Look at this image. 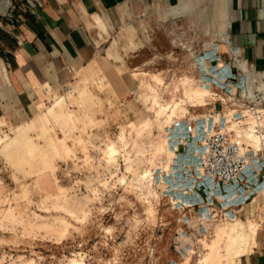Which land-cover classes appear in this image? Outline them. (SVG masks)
<instances>
[{
	"label": "rangeland",
	"instance_id": "374dc122",
	"mask_svg": "<svg viewBox=\"0 0 264 264\" xmlns=\"http://www.w3.org/2000/svg\"><path fill=\"white\" fill-rule=\"evenodd\" d=\"M232 1L181 0L176 21L158 22L152 12L154 21L132 35L149 46L154 37L171 42V55L153 59L145 49L152 62L126 76L118 70L101 98L76 86L78 98L37 106L36 118L1 130L0 264H232L256 244L250 223L221 213L215 196L210 206L204 187L191 191L202 132L211 129L205 120L222 110L221 90L204 76L220 62ZM253 1L264 13V0ZM158 69L165 72L153 75ZM255 95L264 113V94ZM170 104L178 110L166 127L158 112ZM233 109L209 124L223 118L227 132L253 147L246 137L264 117L258 121L246 104L236 119ZM112 147L118 152L109 162Z\"/></svg>",
	"mask_w": 264,
	"mask_h": 264
},
{
	"label": "crops",
	"instance_id": "0c3cea01",
	"mask_svg": "<svg viewBox=\"0 0 264 264\" xmlns=\"http://www.w3.org/2000/svg\"><path fill=\"white\" fill-rule=\"evenodd\" d=\"M180 6L181 0H34L30 10H18L15 21H3L0 26V121L8 123L6 127L0 125V132L36 118L37 106L41 112L47 104L69 99L71 94L78 98V92L72 90L76 86H88L93 96L101 98L100 89L112 83L118 70L126 76L130 71L144 70L152 62L150 57L143 58L145 49L153 59L171 55V42L167 47L154 37L149 46L132 32L137 24L135 31L139 33V24L154 21L152 12L157 14L158 22L181 19L185 11ZM225 20L217 66L224 67L230 61L234 68L236 57L247 61L251 70L264 72L261 7L253 0H233L231 9L225 10ZM134 59L140 63L134 64ZM160 71L165 69L153 75ZM263 178L258 174L244 189L231 186L227 191H201L208 201L213 196L220 200L233 221L254 227L256 244H249L250 250L237 256L232 264H264Z\"/></svg>",
	"mask_w": 264,
	"mask_h": 264
},
{
	"label": "built area",
	"instance_id": "2783aa9c",
	"mask_svg": "<svg viewBox=\"0 0 264 264\" xmlns=\"http://www.w3.org/2000/svg\"><path fill=\"white\" fill-rule=\"evenodd\" d=\"M33 4L34 0H0V26L3 21H15L18 10H30ZM233 61L236 64L234 68L224 65L221 68L217 67L214 75L204 76V82L216 85L222 94L221 99L218 100L222 110L213 115L210 114L209 123L214 115L223 114L229 107L234 108L236 119L242 118L246 104H249V110L254 113L258 121L263 120L264 113L257 112L259 109L255 93L259 91L264 94V72L251 70L247 61L242 59L235 57ZM210 76H213V80ZM206 122L207 120H205V127L211 128L213 132L209 133L207 130L202 132L204 151L198 163L202 173L195 180L191 191H195L197 186L198 189L204 187L205 191H214V193L217 188L227 191L231 186L244 189V186L249 187L253 183V178L258 174L264 176V126L256 125L253 130V133L260 136L263 141L261 150L255 151L253 147L236 140L231 132L225 131L223 118L221 122L213 126ZM250 169H252L251 173H249ZM244 197H249V194ZM212 202L213 200L209 203L210 206ZM223 211L222 208L221 213ZM230 217L234 220L232 216Z\"/></svg>",
	"mask_w": 264,
	"mask_h": 264
},
{
	"label": "bare ground",
	"instance_id": "6f19581e",
	"mask_svg": "<svg viewBox=\"0 0 264 264\" xmlns=\"http://www.w3.org/2000/svg\"><path fill=\"white\" fill-rule=\"evenodd\" d=\"M245 64L246 63H244V65ZM177 110H178V104H172V105L170 104V105H165V106L161 105L160 106V110H159L158 114H165L164 116H165V124H166V127H170L173 124L172 123V115H175L176 112H177ZM160 128H162V126ZM208 132L210 133L211 132V129ZM255 136L256 135H254V134H248L247 137H246V139L248 141H250V143L254 144V146H253L254 147V150L255 151H258V150L261 149V147L263 145H262L261 140L258 139V137H255ZM236 140H238L240 143H245L241 136H237L236 135ZM203 151H204V144L202 143V153H201V157L203 156ZM117 152H118L117 149H115L114 147L111 148V154L108 157V161L109 162H114L115 159H114L113 156L116 155ZM201 173H202V170L200 168V175H201ZM146 176H151V174L150 173H146Z\"/></svg>",
	"mask_w": 264,
	"mask_h": 264
}]
</instances>
